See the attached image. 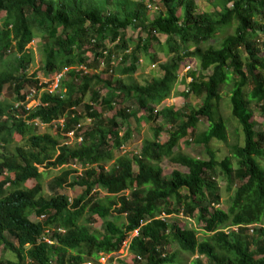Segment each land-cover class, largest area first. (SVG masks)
Wrapping results in <instances>:
<instances>
[{
  "label": "trees",
  "instance_id": "1",
  "mask_svg": "<svg viewBox=\"0 0 264 264\" xmlns=\"http://www.w3.org/2000/svg\"><path fill=\"white\" fill-rule=\"evenodd\" d=\"M149 6L162 11L151 18ZM213 6L210 12L195 0H0V247L16 256L15 262L0 257V264H84L119 252L128 240L120 264H185L184 252L199 256L191 264H205L203 257L207 264H264V125L258 131L254 120V106L264 119V0ZM36 38L45 84L28 74V46ZM163 57L170 63L162 64ZM192 61L197 69L178 93L181 69ZM156 65L162 77L133 80ZM58 75L61 90L51 94ZM228 85L231 115L244 138L230 146L221 92ZM9 90L16 106L4 98ZM32 91L40 99L29 108ZM176 92L201 105L160 108ZM203 120L208 129L199 132ZM37 122L56 133H38ZM145 124L152 137L140 152L117 155ZM164 124L171 130L166 142ZM182 141L208 157L177 153ZM215 142L228 145L229 155L220 159ZM165 159L188 172L164 175ZM78 163L84 170L75 176ZM41 167L72 169L46 197ZM220 175L231 193L225 202ZM31 180L36 184L29 187ZM65 185L84 190L73 199ZM113 213L125 222L106 221L103 233L91 231L85 219ZM180 214L196 219L207 238L165 218Z\"/></svg>",
  "mask_w": 264,
  "mask_h": 264
},
{
  "label": "rangeland",
  "instance_id": "2",
  "mask_svg": "<svg viewBox=\"0 0 264 264\" xmlns=\"http://www.w3.org/2000/svg\"><path fill=\"white\" fill-rule=\"evenodd\" d=\"M199 10L200 11H214L215 7L213 6V4L216 2V0H195ZM113 8L110 5V9ZM160 10L157 11L158 9H150V11L148 12L149 16L155 17L157 16V13L162 11V6L159 8ZM130 34H132V31L130 30ZM165 38L162 37V41L165 42ZM214 41H211L210 44H214ZM28 49L30 51V53L33 55V64L31 65L28 74L29 75H33V74H37V78L39 80H41L44 84L50 82V80L48 79V76L45 75L44 72V57L42 54V43H41V39L40 38H36L34 42H32L31 44H29ZM171 58L170 57H163L162 58V64H168L170 63ZM192 68L188 69L186 67H182L181 72H180V85L178 86V93L184 92L186 89V86L183 82V79H185L188 76V73L191 70H196L197 69V62L196 61H192V63H190ZM212 70H209L207 72V74H211ZM163 76V72L160 69L159 65L156 66H150L147 67L146 69L142 70L140 69L135 75L133 80H136L137 82L141 83V84H145V82L147 81H151L155 78H160ZM127 79V77H125ZM129 80V79H127ZM51 88V87H50ZM231 88L232 86L228 85V86H224L222 89V108H223V114H224V119L226 121V124L228 126V135H229V146L230 145H234L237 142L238 143H243L244 138H243V133L241 128L239 127L237 121H235L231 115V106H230V97H231ZM174 94V96L167 100L160 108H162L163 106H175L177 108H181L184 106L185 103H187V106L189 108V110H194L196 108H198L201 103L200 101H198L195 96L191 95L189 97V99L185 102L184 98L181 97L180 95ZM6 100V102L8 104H10L11 106L15 105L16 106V102L14 100V96L11 90H9L8 92L5 93L4 96ZM3 98V99H4ZM39 99L40 98H36L35 96L30 97L29 103H28V107L32 108L35 107L39 104ZM254 109L256 110V113L254 115V120L256 121V128L258 131L263 129V125H264V119L259 115L257 108L254 106ZM84 107L81 106L80 108H78L79 112H83ZM160 123H158L157 125H160L163 123L161 122V120L159 121ZM38 127V133H44V132H51L52 134L56 133V128H48L47 126H43L41 125L39 122H37ZM47 127V128H46ZM136 128V127H135ZM170 126L165 125L164 124V131L162 132V140L164 142H166L169 138V132L171 131ZM208 129V122L206 120L202 121V126L200 127L199 132H204ZM136 135H133V138H131L125 145L122 146L121 149L117 150V155H129V156H133L135 154H138L140 152L141 149V145L144 142L145 139H150L152 137V132H151V126L150 125H143L142 129H140L139 131H136L135 133ZM71 137V136H70ZM15 142L19 143L20 142V137L19 136H15ZM70 144L73 143V138H71L68 141ZM226 144H218V142L212 143L211 147L213 148V150L218 149L219 153L218 156L220 159H222L225 155H229V150L230 147ZM175 151L177 153H181V154H185V155H189L192 157H199V158H206L208 156H206L205 151L196 146L195 144L192 145H187L186 142L182 141L180 143V146L178 149H175ZM1 152L4 153L3 150H1ZM163 170H164V175L169 176L172 174V172L174 170H179L181 172H188V169L185 168L182 165L176 164L171 162L170 160H164L163 161ZM113 166V163H111L109 165V168ZM72 168L74 170H77L78 174L80 175L83 170L84 167L81 164H76L73 165ZM72 168H58V169H53V168H46V167H41L40 171L43 174V179H42V184H43V195L46 197H49L52 195L53 190L51 189V184H53L58 178H60V176L62 175L63 172L67 171V170H71ZM73 177H71L69 180H67V184L72 182ZM217 180L219 182V186H220V190H221V195H222V200L223 202H225L231 193L227 192V188H228V184H227V180L226 178L222 177L221 175L219 177H217ZM36 184V181L31 180L27 183V186L32 187L33 185ZM66 191L65 193L67 195H69L71 198H76L77 196L81 195V193L83 192L84 188L81 186H77L76 188H70L68 185H65ZM100 190V189H99ZM100 195H98V197L104 198L106 196L105 192H103V190L99 191ZM128 194V193H127ZM223 207H226V204L223 203ZM165 218H168L169 221L177 219L179 222V226L184 227V228H196L198 230V237L200 240L207 238L206 235H204L201 230H202V226L196 222V219L194 218H188L184 215H171L169 217L165 216ZM33 221H37V217L33 216L31 218ZM86 220L91 221L87 222V224L90 226L91 231H96V232H104V226L106 224V221L109 222H115L116 224H123L125 222V217L120 216L117 213H113L110 216H108L105 220H101L98 216H94L93 218H90L89 215H86L85 217ZM237 230V228L235 229ZM130 240H128L129 243ZM17 245V243H16ZM129 245L127 244L124 248H122L119 251V259L120 260H124L128 258L129 252H128V248ZM180 252V248L179 246L175 245L174 246V252ZM0 257L4 258V259H12L14 262L16 261V256L15 254H13L12 252H6L2 247H0ZM199 256H192L189 255L187 252H184L181 254V258L184 261L185 264H191L194 260H196ZM93 258H89L88 260H92ZM203 262L205 264H207V259L205 257L202 258ZM117 264H120V262L118 261Z\"/></svg>",
  "mask_w": 264,
  "mask_h": 264
},
{
  "label": "built area",
  "instance_id": "3",
  "mask_svg": "<svg viewBox=\"0 0 264 264\" xmlns=\"http://www.w3.org/2000/svg\"><path fill=\"white\" fill-rule=\"evenodd\" d=\"M151 9H157V7H152V6H149ZM191 67H188V69H190ZM61 79H62V75H58L51 83L50 87L48 88V91L51 93V94H54V93H59L60 90H61ZM36 95V92L35 91H32V93H30L28 99L32 96H35ZM45 216H41V217H38L37 218V221H41L44 219ZM236 229V228H235ZM60 231H63V230H60ZM47 240V239H45ZM48 241V240H47ZM129 245L128 241H126L123 245V248L126 246V245ZM128 249V252H129V247L127 248ZM120 262V259H119V252H115V253H110V254H107V253H100L98 257H95L93 258L91 261L88 260L87 262H85L84 264H117V262Z\"/></svg>",
  "mask_w": 264,
  "mask_h": 264
},
{
  "label": "clouds",
  "instance_id": "4",
  "mask_svg": "<svg viewBox=\"0 0 264 264\" xmlns=\"http://www.w3.org/2000/svg\"><path fill=\"white\" fill-rule=\"evenodd\" d=\"M35 96H36V95H35ZM41 125L45 126L44 124H41Z\"/></svg>",
  "mask_w": 264,
  "mask_h": 264
}]
</instances>
